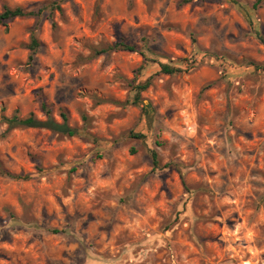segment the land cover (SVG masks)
I'll list each match as a JSON object with an SVG mask.
<instances>
[{
  "label": "rangeland",
  "instance_id": "1",
  "mask_svg": "<svg viewBox=\"0 0 264 264\" xmlns=\"http://www.w3.org/2000/svg\"><path fill=\"white\" fill-rule=\"evenodd\" d=\"M5 8L37 16L0 26V264H264V0ZM42 102L90 136L8 130Z\"/></svg>",
  "mask_w": 264,
  "mask_h": 264
},
{
  "label": "trees",
  "instance_id": "2",
  "mask_svg": "<svg viewBox=\"0 0 264 264\" xmlns=\"http://www.w3.org/2000/svg\"><path fill=\"white\" fill-rule=\"evenodd\" d=\"M234 3V2H233ZM37 14L35 12L26 11L22 8H5L2 13H0V26L7 27V24L11 21H13L16 18H22V17H35ZM254 34L256 35L257 39L264 45V38L262 35L254 30ZM39 47V43L35 37L32 36L31 41V55L29 56V60H33V56ZM110 51H127V52H137V47L135 45H131L125 41H117L111 46H108L107 48H103L100 50H96L94 52L95 55H102L105 53H108ZM144 57V61L147 63L149 62V59L145 54H142ZM184 72L183 69L179 67L172 66L168 63H159V74L163 75H177L179 73ZM152 84V76L147 78L143 83L138 84L135 88V95L133 103L137 106H140L142 113H144L147 117H151V111L149 110V107L147 105H144L142 101L140 100L141 93L145 92ZM41 110L45 113L46 119L45 120H38L33 115H29L24 118H19L18 116H13L11 118H3L4 122L8 125V130H11L13 128L17 127H24V128H33V129H46L50 130L53 133L67 136V137H75V136H86L89 137L90 135L85 132L84 128H76L71 127L68 122L65 115H61L62 117V123L56 122L52 116H51V109L48 107V105L44 102L41 103ZM131 137L137 138V139H145V136L143 134H130ZM151 156H152V164L154 167H159L158 163V155L155 151L151 150ZM9 177L13 179H28V176H19V175H13L10 173H6ZM55 233L58 231L54 230Z\"/></svg>",
  "mask_w": 264,
  "mask_h": 264
}]
</instances>
